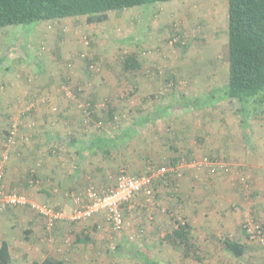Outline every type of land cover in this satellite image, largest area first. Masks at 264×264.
<instances>
[{
  "label": "rangeland",
  "instance_id": "obj_1",
  "mask_svg": "<svg viewBox=\"0 0 264 264\" xmlns=\"http://www.w3.org/2000/svg\"><path fill=\"white\" fill-rule=\"evenodd\" d=\"M130 53L139 67L127 72L122 63ZM88 60L97 64L98 72L88 69ZM227 63L226 0L138 6L109 12L105 22L92 25L81 16L0 29V160L6 131L17 122L20 130L4 165L6 188L60 210L64 218L54 233L56 227L46 229L27 208L0 210V242L9 244L11 264H31L39 251L65 264H143L139 251L155 264H264V89L257 96L262 103L243 110L234 100L215 103L205 98L227 86ZM194 98L207 105L190 107ZM86 100L121 103L114 113L116 123L108 124L99 113L97 131H109L112 124L129 131L113 140L115 147L109 140V152L86 154L89 167L103 169L94 173L90 185L101 190L120 173L156 175L162 167H179L181 174L174 181L167 175L154 179L152 208L144 206L142 196L124 206L121 233L111 230L103 212L70 223L73 203L66 209L39 203L31 190L12 186L14 167L27 170L26 182L34 175L28 168L36 161L24 151L30 142L28 116H34L26 114L29 105L36 104L33 114L45 107L59 115L64 106L82 110L77 105ZM166 105L167 112L161 114ZM146 116L147 121L139 120ZM83 118L88 121L90 116ZM199 129L208 142L202 153L201 142L194 138ZM90 133L100 132L91 127ZM71 158L69 164L74 163ZM204 158L227 171L194 168ZM172 159L185 163L169 165ZM68 192L83 191H66L64 196ZM97 216L103 219L100 226L88 240L77 242L81 228ZM179 219L191 228L187 251L166 237ZM224 240L246 245L245 254L236 259L224 250Z\"/></svg>",
  "mask_w": 264,
  "mask_h": 264
},
{
  "label": "trees",
  "instance_id": "obj_2",
  "mask_svg": "<svg viewBox=\"0 0 264 264\" xmlns=\"http://www.w3.org/2000/svg\"><path fill=\"white\" fill-rule=\"evenodd\" d=\"M172 1L178 0H0V29L11 26L28 27L38 22L59 21L81 16L85 17L86 23L89 25L99 24L108 19L109 12L119 13L138 6ZM226 1L227 86L221 90H216L215 92L218 94L211 92L205 98H211L215 103L221 100H234L242 106L241 109L243 110L247 105L262 103L257 100V96L264 89V0ZM4 58H6V54ZM87 64H90V60ZM122 67L127 72L136 70L139 67L136 55L132 53L125 54ZM65 91L69 92L70 90L66 89ZM192 102L194 105L189 104L190 107L195 106L197 103L200 107L201 105H207L206 100L204 103H200V98H194ZM105 105L107 106L105 107ZM35 107L36 104L31 103L26 114H32L36 109ZM100 109V111H107L106 116L109 122L112 119L113 113L111 110L113 107L105 102ZM251 117V119H255V116ZM243 121H248V119L243 117ZM30 126L32 124L28 128ZM9 129L3 137V147ZM179 161H181L180 164L185 163L183 159H172L169 165H174ZM165 175L170 179L173 178L168 173ZM32 178L38 182L33 186L38 185L39 179L35 175ZM190 234L191 228L188 223L183 222L181 224L176 221L166 237L169 241L183 246V248L186 247L185 250L187 251L188 246H191ZM222 245L224 250L236 259L241 258L246 252V245L236 241L224 240ZM138 257L143 261V264H155L141 251L138 252ZM0 264H11L9 246L5 240L0 242ZM31 264H64V262L45 258L41 261H32Z\"/></svg>",
  "mask_w": 264,
  "mask_h": 264
},
{
  "label": "crops",
  "instance_id": "obj_3",
  "mask_svg": "<svg viewBox=\"0 0 264 264\" xmlns=\"http://www.w3.org/2000/svg\"><path fill=\"white\" fill-rule=\"evenodd\" d=\"M76 65L75 63L74 69ZM78 67H80V65H78L77 68ZM70 73L72 72L70 71ZM109 105L113 107L111 110L113 115L108 124L116 123V121H114V119H116L114 113L117 112L118 107H121V103L111 102ZM106 106L107 105H105V107ZM77 107H82L83 109H79L77 112L75 107L71 108L64 106L61 108V114L52 115L47 108L42 107L38 109L39 111H36L35 114L32 113L34 116H28L30 117L29 120L32 121V126L27 130L30 142L26 144L24 151L26 150L27 155L33 156V159L36 161L35 164L30 165L28 169H31L29 172H33L40 180V183L36 187H31L32 185L30 186L29 184L27 185V182L24 181L26 176L25 174L23 175V171L28 173L27 170L14 167V173H16L14 178L16 179H14L15 182L12 186L18 188V186L23 185L27 190H31L30 193L33 199L39 203L53 204L58 208H68L67 205L72 202H70L68 197L64 196L66 191H83L84 186L91 182L94 173L103 170L99 166L98 168L93 166L89 167L88 163L86 164L84 161V157L87 156L86 154H105L109 152L111 147L109 146V140H111L113 144L112 147H115L114 145L116 144L113 140L125 138V135L129 134L126 128H119L113 124L109 128L110 132L107 130H98L100 132L99 134L90 133L91 127L95 129V132H98L95 123L99 121L100 114L107 117V111H100L102 104H97L93 100H86L83 104H78ZM168 107L169 105H166L160 109V113L165 114ZM87 116H90V118H87L89 119L88 121L83 118ZM80 117L83 118L82 121H80ZM26 119L27 118H25V120ZM147 119L148 117L146 116L139 120L147 121ZM203 123L205 124V121H203ZM196 133L198 135L195 134L194 138L196 141L201 142L202 153L203 150L208 147L206 146L208 142H205V132L202 129L197 130ZM203 133L204 136H202ZM175 135L177 136L178 133L175 132ZM196 136L199 137L196 138ZM193 143L195 144L194 141ZM203 154L205 155L206 153ZM48 155H50V157ZM71 157H74L75 160ZM70 158L74 163H68ZM62 161L68 165L65 167ZM60 162L62 164H60ZM100 216H102V214H100ZM100 216L94 217L91 219V223L81 228V233L77 236V242L81 243L90 238L88 234L91 236V230L95 229V226L97 228L100 226L99 220L103 222ZM60 228L62 227L57 226L54 233H59ZM34 230H37V228L34 227ZM9 251L12 261L13 253L10 246ZM38 253L39 255L34 254L32 261H41L45 258L61 259L63 261L60 257L55 258L56 256H46L41 254V251Z\"/></svg>",
  "mask_w": 264,
  "mask_h": 264
},
{
  "label": "built area",
  "instance_id": "obj_4",
  "mask_svg": "<svg viewBox=\"0 0 264 264\" xmlns=\"http://www.w3.org/2000/svg\"><path fill=\"white\" fill-rule=\"evenodd\" d=\"M88 69L95 72L99 71L97 64L92 62L88 65ZM65 94L70 96L68 91ZM18 128V123H14L9 129L4 142L5 154H2L0 160V210L5 207L27 208L43 220L46 229L51 230L56 226L57 222L64 219L62 212L46 205L34 203L25 195L8 191L4 182V165L7 160V153L9 148L16 143ZM183 164L181 163L180 165ZM204 167L210 169L212 172L216 169L227 171L225 165L217 164L216 162L212 163L207 158L194 164V168L198 170ZM167 173L173 179H178L181 175L179 167H162L156 171V175H141L135 177L120 173L114 182L101 190H97L94 186L88 184L80 194L69 192L66 196L75 205V208L67 219L70 223H77L103 212L107 217L111 230L115 233H121L125 229L123 207L131 204L137 196H142L144 206L152 208L155 205V193L153 191L154 179ZM28 183L33 186L38 182L34 181L31 176L28 179ZM178 222L183 224L181 219ZM66 241L69 242V239Z\"/></svg>",
  "mask_w": 264,
  "mask_h": 264
}]
</instances>
